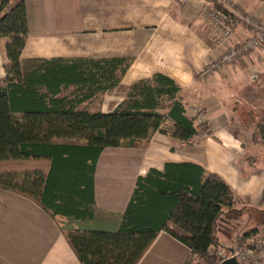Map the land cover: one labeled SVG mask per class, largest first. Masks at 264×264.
<instances>
[{"label":"crops","instance_id":"crops-1","mask_svg":"<svg viewBox=\"0 0 264 264\" xmlns=\"http://www.w3.org/2000/svg\"><path fill=\"white\" fill-rule=\"evenodd\" d=\"M9 1L14 4L19 0ZM232 1L243 12L264 21V0ZM24 2L29 35L23 61L132 59L117 89L80 109L109 113L124 101L130 86L163 73L182 88L180 96L186 108L196 105L205 109L208 123L206 132L189 143L157 133L146 147L107 149L96 167L92 219L53 216L35 201L0 189V264H81L65 231L116 232L138 177L150 169L163 171L167 162L200 164L232 187L239 203L225 215L231 229H225L228 224L224 217L221 220L217 232L221 250V234L226 230H235L233 241L254 230L257 233L252 238L264 236V220L255 224L250 217L242 222L243 217H249L244 214L246 210L264 204V47L223 74L203 79L201 72L207 62L226 50L225 46L213 45L210 28L200 16L203 0ZM246 34L242 26L238 27L230 43L239 42ZM4 66L0 44V83L6 78ZM73 90L71 87L64 95ZM101 99L105 100L101 109H93L92 104ZM235 213L241 222L240 233L231 215ZM190 255L187 246L162 232L139 264H186Z\"/></svg>","mask_w":264,"mask_h":264},{"label":"trees","instance_id":"trees-1","mask_svg":"<svg viewBox=\"0 0 264 264\" xmlns=\"http://www.w3.org/2000/svg\"><path fill=\"white\" fill-rule=\"evenodd\" d=\"M29 35L24 0H0V189L35 201L53 216L92 219L95 172L107 149L146 147L157 133L189 143L202 133L171 77L156 73L126 91L109 113L79 107L117 89L130 58L22 60ZM74 90L64 95L70 88ZM232 187L202 165L167 162L138 177L116 232L65 231L81 264H139L159 234L187 246L186 264H221L217 236L234 211ZM257 230L240 235L244 245ZM224 255V256H223Z\"/></svg>","mask_w":264,"mask_h":264},{"label":"built area","instance_id":"built-area-1","mask_svg":"<svg viewBox=\"0 0 264 264\" xmlns=\"http://www.w3.org/2000/svg\"><path fill=\"white\" fill-rule=\"evenodd\" d=\"M200 16L210 28L213 45L226 47L225 52L219 57L207 62L201 72L203 79L223 74L227 69L237 65L241 59L264 47V21L243 12L232 0H203ZM241 26L247 33L245 38L231 44L230 40L236 29ZM187 109L192 113L200 129L207 126L208 115L204 108L192 105ZM229 257L236 258L240 264H264V236L247 240L244 245H237Z\"/></svg>","mask_w":264,"mask_h":264},{"label":"rangeland","instance_id":"rangeland-1","mask_svg":"<svg viewBox=\"0 0 264 264\" xmlns=\"http://www.w3.org/2000/svg\"><path fill=\"white\" fill-rule=\"evenodd\" d=\"M121 92V91H120ZM124 92V91H123ZM122 92V93H123ZM105 103V100H99V101H96V102H94L93 104H92V108L93 109H95V110H98V109H101V104L103 105ZM189 111V110H188ZM190 112V111H189ZM191 113V112H190ZM192 114V113H191ZM262 115H263V113H262V111L259 113V117H262ZM193 117V116H192ZM206 130H207V126H204L203 128H201V132H206ZM199 139V138H198ZM197 139V140H198ZM264 144V143H263ZM195 145V144H194ZM194 145H192V146H194ZM122 149H130V148H122ZM182 149V148H181ZM113 150V149H112ZM183 150V149H182ZM112 152V151H111ZM261 208H259V209H257L256 207L254 208V210H253V208H251V210H249V211H245L244 212V214H248V216L249 217H243V219H242V222L243 221H245V220H247V219H249L250 217H253L254 218V223L255 224H258L259 223V221L261 222V221H263L264 220V204L262 205V206H260ZM231 215H233V222H234V224H236V225H238L239 226V228H238V226H237V230H239V233L242 231L241 230V227H240V221L238 220V218H237V214L235 213V215L234 214H231ZM239 217V216H238ZM241 217V216H240ZM225 222H227V228H225V229H231V223L229 222V219H226L225 218ZM221 223V222H220ZM220 228H221V226H219ZM235 228H236V226H234ZM220 230V229H219ZM222 233V232H221ZM236 232H235V230H233V231H229V230H226L225 232H224V234H221V235H223L222 237V250H220V252H222L225 256H229L231 253H230V250L231 249H233V247H234V241H233V235L235 234ZM223 255V256H224ZM200 264H203V263H200Z\"/></svg>","mask_w":264,"mask_h":264},{"label":"water","instance_id":"water-1","mask_svg":"<svg viewBox=\"0 0 264 264\" xmlns=\"http://www.w3.org/2000/svg\"><path fill=\"white\" fill-rule=\"evenodd\" d=\"M230 253H234V249L230 250ZM221 264H240L236 258H226Z\"/></svg>","mask_w":264,"mask_h":264}]
</instances>
